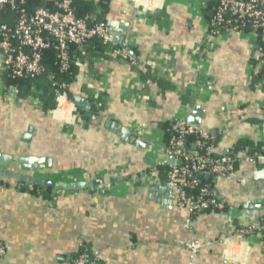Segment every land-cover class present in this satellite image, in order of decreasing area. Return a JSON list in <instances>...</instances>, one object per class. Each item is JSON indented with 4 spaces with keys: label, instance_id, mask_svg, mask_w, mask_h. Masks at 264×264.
<instances>
[{
    "label": "crops",
    "instance_id": "obj_1",
    "mask_svg": "<svg viewBox=\"0 0 264 264\" xmlns=\"http://www.w3.org/2000/svg\"><path fill=\"white\" fill-rule=\"evenodd\" d=\"M135 5H141L139 10ZM201 8V0H109L104 22L117 24L115 35L128 25L125 40L138 64L103 59L90 67L80 61L69 93L86 99L101 95L104 101L100 114L88 122L81 118L70 125L65 120L69 105L55 116L29 99L7 96L0 83V155L12 158L7 167L0 166L1 173L66 184L117 178L108 185L110 193L105 186L53 189L54 197L46 200L22 191L20 184L27 182L0 177L5 249L0 264H72L80 242L98 253L99 264H264L259 233L231 246L219 243L239 228L260 223L264 155L252 164L241 158L246 152H238L241 159L231 174L211 177L210 190L227 212L201 213L189 230L158 171L148 182L140 179L144 171L168 165L163 129L184 121L196 106L195 126L216 138L215 155L230 154L240 140L264 145V81L252 84L253 37L216 38L204 75L199 74L195 51L205 27ZM107 122L129 131L131 142L111 132ZM32 157L46 160L43 168L23 171L19 160ZM191 239L214 244L191 261L185 247Z\"/></svg>",
    "mask_w": 264,
    "mask_h": 264
},
{
    "label": "built area",
    "instance_id": "obj_2",
    "mask_svg": "<svg viewBox=\"0 0 264 264\" xmlns=\"http://www.w3.org/2000/svg\"><path fill=\"white\" fill-rule=\"evenodd\" d=\"M42 5L28 10L23 7L26 0H0V12L9 9L15 13L12 22L0 24V68L1 74L7 72L13 79H34L46 72L43 53L47 50L54 52L52 66L60 73L70 68L69 46H80L87 40L98 38L101 40L104 50L103 55L114 61H122L132 66L138 64L137 59L129 56L124 50L115 46L110 39L109 25L106 22L88 24L89 17H77L72 9L75 0H39ZM212 0H201L202 7ZM216 6L214 14L209 21H205L202 40L195 51V59L198 65V73L203 74L207 55L212 50L216 38L227 37L232 34H249L253 37L254 47L257 53L255 60L257 66L264 67V0H213ZM48 5V7L44 6ZM135 5L134 10H139ZM158 6V5H156ZM140 11H144L143 8ZM138 12V11H137ZM127 45V43H126ZM128 46V45H127ZM81 67V62L79 63ZM78 79V77H77ZM2 93L12 94L18 98L14 85L3 86ZM70 85H57L54 90L55 108L52 115L65 114L64 105H69L70 112L65 118L66 123L75 125L81 119L77 107L68 98ZM4 88V89H3ZM93 95V92H89ZM100 96V95H99ZM98 96L94 99H97ZM26 99L37 109L42 104L35 92L34 96ZM63 118V116L61 117ZM93 119V118H92ZM172 137L168 144H164L163 155L172 157L173 163L169 165L166 179V187L173 194L178 210L186 217L184 229L189 230L192 220L200 213L223 214L226 213L224 204L212 194L209 184L202 183L197 174L219 177L231 174L239 159H245L255 164L259 154L239 158L238 153L226 156L215 155L214 148L216 138L202 132L197 126L176 120L171 123ZM195 137L193 148L185 147V138ZM201 150L204 154H201ZM242 152V151H241ZM214 154V156H210ZM164 163V162H163ZM156 166L144 171L140 179L148 182L157 170ZM29 185V184H28ZM105 191L110 193L111 187L105 186ZM260 234L264 237V214L257 226L239 228L234 235L219 243L232 245V242H243L252 234ZM214 243H202L197 239H191L185 247L192 261L202 249L211 247ZM77 257L72 264H98L97 252H91L86 243L77 245ZM5 256V249L0 243V261Z\"/></svg>",
    "mask_w": 264,
    "mask_h": 264
},
{
    "label": "trees",
    "instance_id": "obj_3",
    "mask_svg": "<svg viewBox=\"0 0 264 264\" xmlns=\"http://www.w3.org/2000/svg\"><path fill=\"white\" fill-rule=\"evenodd\" d=\"M109 0H100L98 3L84 0H75L72 4V9L77 17H89L87 19L88 24H93L96 22H104V10L108 4ZM42 3L39 0H26V4L23 7H27L28 10L33 9L34 7L41 6ZM48 7V5H44ZM216 6L215 1H209L205 3V5L201 8V15L205 19V21H209L213 14V8ZM99 11V12H98ZM15 18V13L6 9L3 12H0V24L5 22H12ZM104 46L100 39L92 38L87 40L80 46H69L68 51L70 54V68L64 72L60 73L55 67L52 66V60L54 57V52L52 50L44 51L43 58L44 64L46 65V72L40 77L30 79H13L9 76L7 72H3L1 74V82L3 86L14 85L16 87L17 97L19 99H26L29 96H34L35 92L37 93V97L39 101L42 103V110L44 112L53 110L55 108V95L54 90L57 85H72V83H76L78 80L77 77L80 73L78 60L81 62L88 63L90 67L94 66L96 60L109 59L113 61L108 56L103 55ZM261 58H264V54ZM258 61L253 60L250 62L251 65V75H252V84H260L264 81V67L257 66ZM68 98L72 101L73 95L69 93L68 90ZM89 103L91 105L90 112L88 116H85L83 111L77 109L80 117L85 121H90L92 118L97 117L103 106L104 101L102 96L100 95L97 99L92 97L88 98ZM164 133V144L167 145L168 141L172 137L171 132V124L167 125L163 129ZM195 137L187 136L185 138V147L188 149L193 148V142ZM244 151L247 155L251 156L253 154H259V156L264 155V145L258 144L254 145L248 140H240L232 149L230 154L238 153ZM201 154H204V151L201 150ZM229 154V155H230ZM210 156H214L211 154ZM237 165V164H236ZM158 175L163 177L164 180L167 179V174L169 170V165L166 163L157 166ZM196 177L200 179L202 183L209 184V181L205 179L204 175L197 174ZM22 191H27L30 194H38L42 196L46 200H51L53 195V189L45 188L33 184L26 185L24 183L20 184ZM225 206V205H224ZM226 207V206H225ZM227 209V208H225ZM204 213V212H202ZM201 214V213H200ZM76 254L75 257H77ZM74 257V258H75ZM73 258V260H74ZM72 260V261H73Z\"/></svg>",
    "mask_w": 264,
    "mask_h": 264
},
{
    "label": "water",
    "instance_id": "obj_4",
    "mask_svg": "<svg viewBox=\"0 0 264 264\" xmlns=\"http://www.w3.org/2000/svg\"><path fill=\"white\" fill-rule=\"evenodd\" d=\"M117 26L116 23H111L109 27V35L111 42L115 45L124 50L129 56L134 58V53L131 48H129L126 45V32L125 30L127 29V24H124L122 32L117 33L116 35L114 34V28ZM111 28V30H110ZM111 33V34H110ZM113 33V34H112ZM78 63H80V60H78ZM74 105L78 108L81 109L85 112L86 115H88V112L90 111V103L88 99H86L83 96H74L72 99ZM200 108L199 106H196L194 109V112L186 116L184 122L190 125H197L199 123L198 117L193 116L195 115L196 111H198ZM107 127H109L111 132L120 134V137L125 141V142H131L130 139V132L127 131L125 128L121 126H116L114 123L107 122ZM12 158L11 157H4L0 155V166L2 167H7ZM46 160H43L42 158H23L19 160V163H21L20 168L23 171L29 172L31 171L32 173L37 172L38 169L43 168V164L45 163ZM168 165H171L173 163V158L168 157L167 159ZM47 167V166H45ZM0 177H6V178H14L18 181L21 182H27L29 184L45 187V188H51L55 190H67V191H80L84 190L87 188H92V187H102V186H108L110 184H114L117 182V178H98L93 180L92 182H76V183H60V182H55L53 180H48V179H43L38 176L34 175H10L6 173H1L0 172ZM210 176H205V179L208 181L210 180ZM212 194L215 196V193L212 191ZM99 264V263H98Z\"/></svg>",
    "mask_w": 264,
    "mask_h": 264
}]
</instances>
